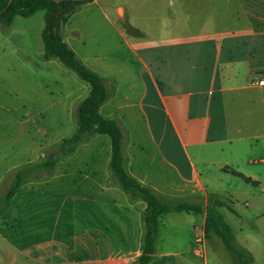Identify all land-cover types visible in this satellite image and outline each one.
Segmentation results:
<instances>
[{
    "label": "crops",
    "instance_id": "obj_1",
    "mask_svg": "<svg viewBox=\"0 0 264 264\" xmlns=\"http://www.w3.org/2000/svg\"><path fill=\"white\" fill-rule=\"evenodd\" d=\"M162 1L140 0L139 5L154 10ZM226 1L234 3L233 10L225 8L215 15L213 11L182 13L185 0H173L171 17L161 18L154 38L144 37L142 28L128 21V29L125 27L120 36L133 65L116 56L113 65L98 59L88 65L89 58H79L75 53L98 75L113 79L114 87L111 91L106 87L108 97L99 113L116 120L123 131L125 171L169 202L201 200L205 205L207 194L225 196L219 188L222 179L229 176H238L253 186L264 182L248 167L264 138V87L249 85L251 77L264 74V0ZM76 9L60 28L63 40L73 51L74 35L79 34L77 26L71 25ZM126 13L125 5L118 8L117 16L123 23ZM100 62L105 65L96 69ZM127 118H134L130 130ZM230 119L236 127L232 133L228 130ZM140 130L150 146L142 142ZM91 146L97 150L90 155L96 169L92 164L83 171L74 167L75 178L69 179L74 159ZM70 156L74 164L68 162ZM110 156L111 143L109 151L107 140L98 133L86 136L72 153L63 156L58 178L63 186H72L74 193L60 204L74 212L83 209L90 229L85 236H74L78 255L67 252L66 239L34 246L42 251L41 264L136 263L143 246L146 203L132 197L114 180ZM83 164L87 167V161ZM16 192L10 199L15 207ZM29 196L23 200L31 201ZM120 199L122 210L117 208ZM219 210L223 218L236 216L235 211L224 207ZM103 218L110 222L101 229L93 226ZM205 221V212L161 214L147 264H236L217 235H204ZM228 225L236 244L234 228ZM199 236H203V257L192 247ZM28 256L32 260L31 254Z\"/></svg>",
    "mask_w": 264,
    "mask_h": 264
},
{
    "label": "rangeland",
    "instance_id": "obj_2",
    "mask_svg": "<svg viewBox=\"0 0 264 264\" xmlns=\"http://www.w3.org/2000/svg\"><path fill=\"white\" fill-rule=\"evenodd\" d=\"M172 1L157 2L154 10L151 6L146 10V5H139L140 0L127 3L123 0H96L81 4L71 20V25L79 29L72 41L75 53L79 58H89L87 64L98 59L113 65L116 56L133 65L120 32L125 27L128 29L127 22L130 21L135 27L142 28L144 37H157L158 22L161 18L171 17L169 11L175 7ZM123 5L127 7L125 23L117 16L118 8ZM183 5L185 8H180L182 13L213 11L215 15L225 8L232 11L235 6L226 0H185ZM216 20L221 23L219 17ZM43 27V10L30 17L15 15L9 25L0 22V196L9 188L15 170L43 162L48 153L76 130L77 108L89 89L87 83L58 59H43ZM100 63L95 65L96 69L105 65ZM101 77L111 91L113 79ZM133 120L127 118L128 130ZM233 121L230 119V133L236 128ZM140 131L142 142L150 146L145 132ZM100 136L107 140L110 151L108 136ZM256 150L252 158L254 162L248 167L264 181V138L260 139ZM96 151V147L91 146L82 156H76L75 161L74 154L70 156L68 162L74 161L72 167L78 171L91 164L96 169L90 157ZM61 160L63 156L50 172H32L20 184V190L15 191L16 207L10 202L14 192L0 210V264H41L42 251L34 246L51 239H66L67 252L79 254V246L75 249L73 244L74 236L87 235L90 226L83 209L74 212L60 204L65 196L74 193L72 186H63L58 178ZM84 161H87V167ZM75 168L69 179L75 178ZM219 189L236 213V216L223 219L234 228L236 244L244 249L247 264H264V182L253 186L238 176H229L222 179ZM26 195H31V201L23 200ZM122 201L119 200V210H122ZM109 222L103 218L93 226L101 229ZM26 249L30 250L32 260ZM36 256H39L38 260L34 259Z\"/></svg>",
    "mask_w": 264,
    "mask_h": 264
},
{
    "label": "trees",
    "instance_id": "obj_3",
    "mask_svg": "<svg viewBox=\"0 0 264 264\" xmlns=\"http://www.w3.org/2000/svg\"><path fill=\"white\" fill-rule=\"evenodd\" d=\"M90 1L92 0H0V22L4 25H9L15 15L30 17L37 11L43 10L44 27L41 31L43 59H58L89 85L87 95L80 101L77 108L76 130L68 138H64L55 150L48 153L43 162L21 167L14 171L9 188L4 195L0 196V210L6 205L20 184L31 176L32 172L40 171L45 174L52 171L57 160L72 153L77 143L86 136L96 133L104 134L109 137L111 143L109 169L113 178L124 191L134 198L144 200L146 203L143 246L135 264H147L150 261L154 251L159 216L163 213L180 211L205 212L204 235L208 236L211 233L217 235L236 264H247L244 251L236 246L232 229L224 221L219 210L224 207L234 212L232 206L226 202L228 198L211 193L207 194L205 205L199 200L169 202L149 188L142 186L125 171L122 154L123 131L116 120L105 118L99 113L100 105L108 97L105 81L76 56L75 52L63 40L60 32V28L68 16L79 5ZM230 203L233 202L230 201Z\"/></svg>",
    "mask_w": 264,
    "mask_h": 264
},
{
    "label": "built area",
    "instance_id": "obj_4",
    "mask_svg": "<svg viewBox=\"0 0 264 264\" xmlns=\"http://www.w3.org/2000/svg\"><path fill=\"white\" fill-rule=\"evenodd\" d=\"M249 85L255 87H264V74L261 76H253L249 79ZM194 252L203 257V236L196 237L192 242Z\"/></svg>",
    "mask_w": 264,
    "mask_h": 264
}]
</instances>
